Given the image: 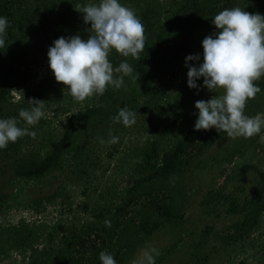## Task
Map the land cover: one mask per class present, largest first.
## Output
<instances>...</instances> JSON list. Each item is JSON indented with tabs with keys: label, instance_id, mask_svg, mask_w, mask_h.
Wrapping results in <instances>:
<instances>
[{
	"label": "rangeland",
	"instance_id": "obj_1",
	"mask_svg": "<svg viewBox=\"0 0 264 264\" xmlns=\"http://www.w3.org/2000/svg\"><path fill=\"white\" fill-rule=\"evenodd\" d=\"M161 1L167 4L170 0ZM39 2L29 0L28 4H32L30 13L41 14L36 11L40 7ZM40 19L33 21V30L39 32L33 35V39L26 40L23 55L13 63L10 94V102L19 103L33 95L31 92L39 84L45 89L43 118L35 125L22 124V128L35 131L36 135L34 138L30 135L22 137L24 146L21 152L37 160L46 158L55 142L64 136L70 118L92 106L95 98L76 101L67 91L64 92L66 86L55 80L49 68L47 52L58 35L47 21L43 22L46 23L45 29L41 28L38 25ZM214 31L217 29H212L206 36ZM183 79V68L179 67L174 75L159 80L157 87L161 93L165 92V114L172 112L176 118L192 115L198 111L194 107L196 101H207L222 94L203 88L201 95L193 102L181 104L176 102V97ZM128 92H131V88ZM136 97L139 101L133 104L136 108L130 109L128 106L129 110L135 112L132 126L113 123L114 116L109 118L112 124L108 126L105 117L97 116L94 124L84 126L75 135L60 160V166L42 178L28 180L13 177L8 164L4 163L6 167L2 166L6 173L0 174V227L17 225L25 220L41 229L40 246L59 248L73 235L91 232L99 224L95 213L104 214L107 217L105 221H108L117 206L126 203L136 187L143 186L154 196H159L156 202L162 198L174 211L183 214L184 219L172 220L148 237L140 225L156 206L153 207L151 201L146 200L130 204L127 207V220L135 222L140 243L127 253L123 264H131L139 250L148 245L159 250L156 264H264V210L259 225L244 240L227 243V236L233 233L235 224L242 222L243 215H226L217 220V214L223 213L226 205L216 207L215 204L205 203L210 192L219 190L231 194L240 182L247 181V189H251L264 171V142L260 141L259 136L235 140L223 138L195 162V171L168 180H146L150 171H145L143 165L144 147L157 142L162 156L175 146L185 132L180 130L167 134L161 121V107L158 108L155 103L148 104L150 99L143 95L140 88ZM52 98L56 100L51 101ZM256 104L258 112H264V94ZM61 108L67 111L61 112ZM247 115L255 116L252 113ZM260 135H264V129ZM113 136L119 138L118 142L109 143ZM101 139L105 142L101 143ZM84 155L89 156L87 160ZM77 166H88L89 175L76 179ZM141 181L144 182L141 184ZM104 223L102 221L101 225ZM208 228H212L210 233H207ZM1 264H28V258L14 252L4 257Z\"/></svg>",
	"mask_w": 264,
	"mask_h": 264
},
{
	"label": "trees",
	"instance_id": "obj_2",
	"mask_svg": "<svg viewBox=\"0 0 264 264\" xmlns=\"http://www.w3.org/2000/svg\"><path fill=\"white\" fill-rule=\"evenodd\" d=\"M39 1L40 7L36 11L41 14L34 15L33 12L30 13L32 4H28L29 0H0V16L7 17L9 21L5 46L0 47V118L16 117L20 127L25 121L19 118V111L22 108L31 107L30 99L42 101L45 99L43 94L45 89L39 84L36 90L31 92L33 95L26 97V101L23 98L21 101L24 102H10L14 74L13 63L23 55L27 45L26 40L33 39V35L39 32V30H33L35 27L33 21L41 17L38 25L43 29L46 27L44 21L52 24V29L57 33L58 38L79 34L82 39L86 40L90 36L88 31L90 23L85 24L83 14L75 9L77 5L86 4L85 0ZM120 2L136 12L145 29V48L140 53V60L125 58L115 51L109 55L114 68L127 60L133 68L132 75L124 77V86L121 89L116 90L109 87L104 95L94 96L92 106L74 114L68 122L62 139L55 142L53 150L43 160H37L34 156L29 158L21 152V147L24 146L22 137L15 143H9L6 149L0 150V174L6 173V164L12 171L13 177L28 180L42 178L52 169H57L67 146L84 126L94 124L97 116H103L108 121L111 116L117 114L116 111L123 107L136 108L133 104L139 102L136 97L139 88L143 90V95L149 97L148 104L155 103L158 108L161 107V116H163L161 121L167 134L180 130L185 132L175 146L162 156L159 153L160 147L157 142L144 147L145 162L143 165L146 168L145 171H150L146 180H168L185 172L195 171L197 166L195 162L223 138H227L225 132H217L215 129L194 131L198 111L181 118L174 117L172 112L165 114L164 107L167 105L163 103L165 92L161 93L157 84L162 78L174 75L175 69L182 67L184 79L176 102L181 104L193 102L201 95L203 88L197 91L187 86L188 69L185 67V57L199 53L201 60L189 63L195 65L203 62L202 40L209 31L215 28L212 18L225 8L233 7H240L250 14L264 15V0H170L167 4L161 0H120ZM197 83L202 85L203 78ZM255 83L262 91L254 99L247 101L246 115L260 113L256 101L264 94V76ZM129 88L131 92H128ZM61 110V112L67 111L62 108ZM111 124V121L107 122L108 126ZM84 156L85 160L89 157ZM77 169L76 179L80 180L89 175L87 174L88 166L84 168L77 166ZM143 182L141 181V184ZM247 186V181L240 182L231 194L217 190L216 193L210 192L206 198V205L215 204L216 207L226 205L224 212L217 214V220L226 215H243L242 222L235 224L233 233L227 236V243L244 240L245 236L259 225L260 215L264 210V171L259 174L251 189H247ZM246 191L251 193L247 194ZM158 198L159 196H154L152 191L145 190V187L138 189L136 187L126 203L117 206L116 212L110 219H107L110 221V227L104 223L107 218L104 214L95 213L94 217L99 220V224L91 232L75 234L69 240L66 239L59 248L48 245L40 246L41 229L25 220L17 225L2 226L0 227V264L4 257L13 255L14 252L26 256L28 264H101L99 260L101 251L113 254L117 264H123L127 253L134 250L140 243L135 222L127 220L129 215L127 207L130 204H138L146 200L151 201L153 207L156 206L140 225L148 237L153 236L172 220L182 221L184 219L183 214L174 211L171 205L162 198L156 202ZM102 221L104 225H101ZM211 229L208 228L207 233H210ZM28 253L29 256H27Z\"/></svg>",
	"mask_w": 264,
	"mask_h": 264
},
{
	"label": "clouds",
	"instance_id": "obj_3",
	"mask_svg": "<svg viewBox=\"0 0 264 264\" xmlns=\"http://www.w3.org/2000/svg\"><path fill=\"white\" fill-rule=\"evenodd\" d=\"M83 14L85 24L90 23V36L82 39L79 34L61 36L53 41L47 52L49 68L55 80L62 83L74 100L84 101L102 96L109 87L116 90L124 86V77L131 76L132 66L127 60L113 67L109 55L115 51L127 58L140 60L145 48V29L136 12L120 0H98L75 7ZM217 31L202 40L201 54L185 57L187 86L197 91L206 88L216 93L211 99L198 100L194 131L215 129L223 131L230 139L259 136L264 142V112L255 116L245 114L247 101L262 91L255 82L264 76V15L248 13L240 7L225 8L212 18ZM9 21L0 16V47L5 46ZM120 75H115V74ZM203 78V83L198 84ZM31 107L21 109L19 118L27 125L37 124L44 116V101L30 99ZM113 123L130 127L135 123V112L127 107L119 109L112 117ZM35 131L22 128L16 117L0 118V150L9 143ZM113 136L109 143L118 142ZM101 143L105 141L101 139ZM110 227V221H105ZM159 250L148 245L139 250L131 264H156ZM101 264H117L114 255L101 251Z\"/></svg>",
	"mask_w": 264,
	"mask_h": 264
}]
</instances>
